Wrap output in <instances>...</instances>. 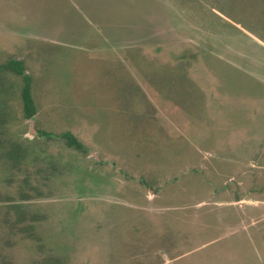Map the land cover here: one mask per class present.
<instances>
[{
  "label": "rangeland",
  "instance_id": "1",
  "mask_svg": "<svg viewBox=\"0 0 264 264\" xmlns=\"http://www.w3.org/2000/svg\"><path fill=\"white\" fill-rule=\"evenodd\" d=\"M10 60L0 264H264V0H0Z\"/></svg>",
  "mask_w": 264,
  "mask_h": 264
},
{
  "label": "trees",
  "instance_id": "2",
  "mask_svg": "<svg viewBox=\"0 0 264 264\" xmlns=\"http://www.w3.org/2000/svg\"><path fill=\"white\" fill-rule=\"evenodd\" d=\"M0 69H7L10 72L14 73L16 76L21 77L22 79V88H21V100L23 106V112L26 119H33L36 114L35 105L32 99L31 94V78L25 73L23 65L20 61L10 60L6 65L0 67ZM44 136H49L46 134H42ZM66 145L76 151L84 153V146L80 143L76 138H74L69 133H63L59 136Z\"/></svg>",
  "mask_w": 264,
  "mask_h": 264
},
{
  "label": "crops",
  "instance_id": "3",
  "mask_svg": "<svg viewBox=\"0 0 264 264\" xmlns=\"http://www.w3.org/2000/svg\"><path fill=\"white\" fill-rule=\"evenodd\" d=\"M228 188H231V187H229V186H226V190H227V192H229V193H230L231 191H230V189H228ZM240 201H241V200L234 201V202H231L230 204H231L232 206H239V205H240V204H239V203H240ZM239 207H240V206H239ZM240 208H241V207H240ZM241 209H242V208H241Z\"/></svg>",
  "mask_w": 264,
  "mask_h": 264
}]
</instances>
